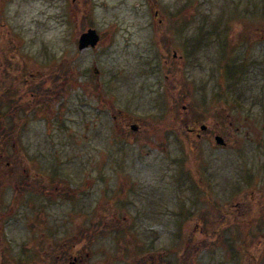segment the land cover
<instances>
[{"label": "rangeland", "instance_id": "obj_1", "mask_svg": "<svg viewBox=\"0 0 264 264\" xmlns=\"http://www.w3.org/2000/svg\"><path fill=\"white\" fill-rule=\"evenodd\" d=\"M237 1L213 0L209 6L203 0H0V80L5 79L7 86L11 80L15 81L17 90H24L20 94L21 102L11 112L14 119L0 120V132L9 133L10 121L18 123L29 117V114L20 111L21 107L27 109L26 100H29V90L31 93L34 85H40L48 92L55 90L58 85L54 80L64 74L65 87H60L61 95L53 104L54 110L57 106L65 109L66 148L58 157L63 155L67 159L65 162L69 163L146 165L148 167L143 169L154 170L150 172L151 178L161 180L160 189L169 192L158 197L161 204L172 200L170 193L173 188H190V191L182 194L188 207H184L179 198V203L171 201L176 210V222L170 213L172 208L165 213L161 210L152 219L141 220L139 225L132 221L137 228H151L149 230L159 238L155 245H162L161 248L171 243V236L173 240H181L179 231L171 236L167 234L185 228L191 216V207L194 209L195 205H201L205 200L209 203L212 199L217 203L219 200L223 202L221 197H227V194L219 192H232L236 188L234 185H238L241 205L247 208L241 210L240 214L241 249L237 264H250L248 252L244 251H248L250 243L249 196L255 190L254 179H264L261 172L264 171V150L256 148L260 142L256 144L254 138L257 133L264 137V123L258 122L253 130L257 133H254L248 122H237L238 117L255 112L249 102L250 75H233L231 79L227 75L234 71V65L238 62L233 56L232 46L236 37L241 35L264 44V0H246L239 8L230 6ZM155 11L159 13L158 19L168 22L164 32L160 29L155 31ZM186 20L189 21L188 26L183 24ZM89 28L97 32L99 43L93 49L79 52L76 42ZM203 32L209 42H223V56L208 62L198 54L192 56L191 66L182 75L191 83L185 90L187 95L183 89H169L168 83L164 86V73L160 68L163 59L159 58V54L167 47L178 46L187 40L194 43L202 38ZM194 51H202L199 44ZM258 51L264 53V46H260ZM229 52L232 56L228 55ZM220 60L221 66L217 69L216 63ZM69 79L70 82L67 81ZM98 82L102 84L104 93L111 91L112 100H133L135 103L131 109L137 108L140 112L138 116L144 119L156 117L168 122L164 118L172 113L177 115L181 106L185 105L192 122L197 121V126L206 125L217 130L228 145L216 146L214 136L209 133H204L200 140H196L194 135L178 137L168 130L162 131L166 124L157 128L154 138L128 140L127 147L121 140L116 141L114 137L109 139L108 135L102 134L104 139L94 140L91 138L95 131L94 121L97 125L107 121L102 114H98L94 98L90 96L91 86ZM71 83H74L73 88H70ZM240 94H244L240 98L244 104L238 103ZM174 102L177 106H173ZM119 104H115L113 109L132 111L129 106ZM78 110L80 113H77ZM28 120L30 124L27 130V122H23L24 129H18L23 133L20 139L3 137L6 143L1 148L2 152L10 155L17 164H25L30 159L34 152L30 146L47 148L42 145L43 123ZM216 120L222 121L220 126ZM74 122L80 123L74 125ZM227 122L232 124L229 126ZM241 124V130L236 132L235 129ZM100 131H103L102 128H97V132ZM120 146L124 148L122 152ZM124 171L113 172L119 175L114 182L120 180L122 173H131L134 180L135 171ZM18 175L22 183L24 175ZM21 183H16V197L22 201H18L19 204L24 206L25 194L20 191L24 188ZM216 186L214 190L212 187ZM224 202L227 206L230 199L226 198ZM166 206L170 207L168 204ZM117 224L119 221L114 226ZM22 229L17 227L7 230L6 234L1 232L0 264H46L47 258L56 264L61 253L55 252L49 257L37 244L30 248L23 245L27 233ZM204 237L199 235L193 241L191 264H223L221 257L226 247L218 245L220 240L216 235L207 236L202 245ZM96 238L91 252H86L89 255L84 259V264L126 263L124 256L128 249L123 248L125 239L122 231L115 236L97 235ZM184 242L180 241L182 244ZM43 257L44 261L41 260ZM129 264L136 263L132 261Z\"/></svg>", "mask_w": 264, "mask_h": 264}, {"label": "flooded vegetation", "instance_id": "obj_2", "mask_svg": "<svg viewBox=\"0 0 264 264\" xmlns=\"http://www.w3.org/2000/svg\"><path fill=\"white\" fill-rule=\"evenodd\" d=\"M203 1L209 6L213 3V0ZM245 1L238 0L236 3L232 2L230 6L239 8ZM247 5L255 6L254 3ZM158 17L159 13L155 11L154 18L156 21L153 22V26L156 32L158 29L164 32L166 31L164 26L168 22L161 18L158 19ZM183 24L188 26L189 21L186 20ZM201 37L194 43L187 40L178 46H169L159 54V58L163 59L160 68L164 73V86L168 83L169 89H183L187 95L185 90L191 83L189 80L183 79L182 75L191 66L192 56L198 54L207 62L212 58L219 60L223 56V42H209L206 34ZM197 44L202 50L200 53L194 51ZM261 44L262 42L259 40L245 38L241 35L236 37L232 43L233 56L238 62L234 65L236 67L231 73L238 77L239 75H250L249 102L255 110L254 113L238 117L237 122H248L252 131L255 130L258 122L264 123V53L258 51L260 46H264ZM228 55L232 56V53L229 52ZM247 58L248 61L245 60ZM241 60L242 62H240ZM220 66L221 60L216 63V68L220 69ZM242 80L246 81L243 78ZM67 81L70 82V79ZM54 82L58 85L55 90L49 92L38 90L35 94L33 92L29 94V100H26L27 109L21 107L20 111L23 114H29L26 121L21 120L18 123L10 121L9 133L7 131L0 132V234L1 232L6 234L7 230L11 231L12 228H23L27 234L22 244L28 245V248L37 244L42 251L51 252L49 256L55 252H60L61 255L56 264H84V259L89 255L86 252H91L93 245L97 242V235L99 237L115 236L120 231L124 233L123 248L128 249L124 256L126 258L125 264L132 261L136 264H191L193 262L190 261L194 256L193 241H196L197 236H205L204 242L201 241L203 245L207 236L216 235L218 241L220 240L218 245L221 248L226 247L221 262L223 264H237L241 249L239 244L240 214L242 213L241 210L247 208L245 205H241L238 185H234L236 188L232 192H219H226L227 197H221V199L224 201L226 198L230 199L227 206L226 202L219 200L217 203L213 199L210 203L205 200L201 205H195L194 209L191 207L192 205H189L191 216L185 228L167 234V236H171L172 233L179 231L181 240L185 241L184 244L180 243L181 240H173L171 236L170 240L172 241L165 248H161L162 245L156 246V241L159 239L156 237V233L150 231L151 228H137L132 224V221L139 225L141 220L152 219L161 210L165 213L172 208L170 213L176 222V210L171 201L179 203L177 200L179 198L185 205L184 207H188L182 194L190 191V188L175 189L173 186L174 190L170 193L172 200L161 204L158 197L161 194H169V192L160 189L161 180L151 178L150 172H154V170L143 169V167H148L146 165H135L134 167V164L131 163L81 164L65 162L67 159L63 155L59 158L58 154L66 148V120L63 116L65 109L57 106L54 110L53 104L61 95L60 87H65L64 74L61 75L60 79L56 78ZM69 85L70 88L74 87V83ZM90 89V96L92 99L94 98L97 111H99L98 114H102L107 120L102 125H97L94 121L95 131L91 135L94 140L104 139L102 138L103 135H108L109 139L114 137L116 141L121 140L127 147L129 145L128 140L154 138L157 134V128L166 124L167 126L161 128L162 131L168 130L178 137L194 135L196 140H200L204 133H209L214 136L213 140L215 137L223 139L224 145L215 144L216 146L225 147L228 145L224 136L219 134L217 130L206 125L197 126V121H193V123L192 117L187 115L188 111L185 105L181 106V111L177 112V115L172 113L165 117L164 119H168V122L161 121L156 117L144 119L138 116L140 112L137 108L131 109V105L135 103L133 100L121 102L112 100L110 98L111 91H107L105 94L102 90V84L99 82L91 86ZM185 95L183 96L185 97ZM243 95H239L238 103L244 104V101L240 99ZM176 101L177 97L175 98ZM175 102L173 106H177ZM115 104L127 105L132 111L129 113L119 109V105L118 109L114 110ZM77 113H80V110ZM97 117L98 115L94 116V118ZM28 119L43 123L42 145H46L47 148L30 146L34 151L31 153L30 159L25 164H17L13 162L10 155L2 152L1 148L6 143L3 137L12 136L13 139H20L23 133L18 129L19 127L24 129L23 122H27V130L30 124ZM221 122L216 120V124L219 126ZM79 123L74 122V125ZM227 123L229 126L232 124L231 122ZM242 125L237 127L235 131L239 132ZM202 126L205 129L202 130ZM97 128H102L103 131L97 132ZM253 132L257 133L256 131ZM257 135L255 134L254 140H257L256 144L259 142L260 144L255 147L264 150V137L261 138L260 133ZM14 148L13 146L12 149ZM123 149V146H120L121 152ZM120 169L125 170L124 172L135 171L137 174L134 180L131 179V173L125 175L122 173L123 176L120 180L114 182L116 178H119V175L113 172L120 171ZM261 172L264 174V171ZM18 173L24 175L22 183L21 180H18L20 178ZM18 181L24 187L20 190L25 194L24 206L19 204L22 201L16 197L18 191L16 183ZM253 182L255 190L249 196L251 216L248 234L250 243L248 251H244L248 252L250 264H258V262H264V179L257 180L255 178ZM166 186L169 187L171 184ZM212 188L215 190L217 186ZM11 189H13L12 193ZM6 195H8L7 198H5ZM166 204L170 207H167ZM116 221H119V224L114 226ZM60 236L61 238H59ZM260 246L263 248L259 249Z\"/></svg>", "mask_w": 264, "mask_h": 264}, {"label": "trees", "instance_id": "obj_3", "mask_svg": "<svg viewBox=\"0 0 264 264\" xmlns=\"http://www.w3.org/2000/svg\"><path fill=\"white\" fill-rule=\"evenodd\" d=\"M206 34V33H204ZM17 68V66H15ZM232 71L228 72V79H231L233 78V74H231ZM0 120H4V119H14L12 117V110H13V107L17 105V103L21 102L22 100V95L20 96L21 93L24 92L23 91H18L17 90V85L15 83V81H10V85L7 86L6 85V81L5 79H2L0 80ZM16 85V86H15ZM15 86V88L13 87ZM42 86H36L34 85L31 89V92H33L35 94V92H37L38 90L39 91H45L44 89L41 88ZM29 94H30V90H29ZM3 110V112H2ZM41 250V249H40ZM42 251V250H41ZM42 252H45V254H50L51 252H46V251H42ZM50 257V256H49ZM42 261L45 260V257H43L41 259ZM4 261V260H3ZM55 264L54 261L52 259L46 260V264Z\"/></svg>", "mask_w": 264, "mask_h": 264}, {"label": "water", "instance_id": "obj_4", "mask_svg": "<svg viewBox=\"0 0 264 264\" xmlns=\"http://www.w3.org/2000/svg\"><path fill=\"white\" fill-rule=\"evenodd\" d=\"M99 40L100 39L97 32L94 29L89 28L79 36L77 40V49L79 51L89 48L93 49L98 45ZM201 129L203 130L205 127L202 126ZM214 142L218 146L224 145L223 139L221 137H215Z\"/></svg>", "mask_w": 264, "mask_h": 264}]
</instances>
